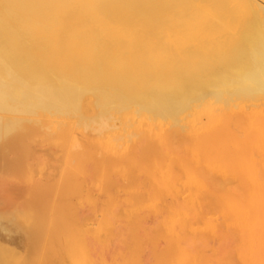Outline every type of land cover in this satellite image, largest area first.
<instances>
[{
    "label": "bare ground",
    "instance_id": "6f19581e",
    "mask_svg": "<svg viewBox=\"0 0 264 264\" xmlns=\"http://www.w3.org/2000/svg\"><path fill=\"white\" fill-rule=\"evenodd\" d=\"M0 150V264H264V0H0Z\"/></svg>",
    "mask_w": 264,
    "mask_h": 264
},
{
    "label": "rangeland",
    "instance_id": "374dc122",
    "mask_svg": "<svg viewBox=\"0 0 264 264\" xmlns=\"http://www.w3.org/2000/svg\"><path fill=\"white\" fill-rule=\"evenodd\" d=\"M38 149H41V151H39L38 153L40 154H45V151H42L43 147L42 146H37ZM20 155H22V159L16 163L15 159H14V155L15 153H12V151H2L0 150V172H10V170L13 167H17L19 169L20 172L24 171V167H26L25 165V159L24 156H26L28 153H19ZM27 159H30L29 156L27 155ZM32 161L33 165H37V163H39L38 161L35 160H29ZM31 163V165H32ZM16 165V166H14ZM18 165V166H17ZM52 167H54V164H51ZM21 188H24V185H21ZM3 226L0 225V242H13L15 244H19L20 242V235L18 233H16L15 231L9 229V225L8 223H6L5 221L2 222Z\"/></svg>",
    "mask_w": 264,
    "mask_h": 264
}]
</instances>
